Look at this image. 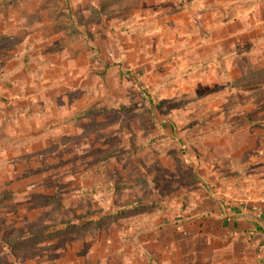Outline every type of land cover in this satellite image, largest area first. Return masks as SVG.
<instances>
[{
  "label": "rangeland",
  "instance_id": "obj_1",
  "mask_svg": "<svg viewBox=\"0 0 264 264\" xmlns=\"http://www.w3.org/2000/svg\"><path fill=\"white\" fill-rule=\"evenodd\" d=\"M252 208L264 0H0V264H264Z\"/></svg>",
  "mask_w": 264,
  "mask_h": 264
},
{
  "label": "crops",
  "instance_id": "obj_2",
  "mask_svg": "<svg viewBox=\"0 0 264 264\" xmlns=\"http://www.w3.org/2000/svg\"><path fill=\"white\" fill-rule=\"evenodd\" d=\"M251 210L255 211V213L254 212H249L250 215L249 216H244V219H242L243 224H244L243 230H246L248 227H249L248 228L249 231L252 230L255 227L256 223H257L258 227L261 226V225L264 226V210L262 212L258 211L255 208H252ZM253 217L258 218L259 222L255 221ZM235 226H236V222H235V220H232L231 227L234 228ZM263 226H261V228Z\"/></svg>",
  "mask_w": 264,
  "mask_h": 264
}]
</instances>
